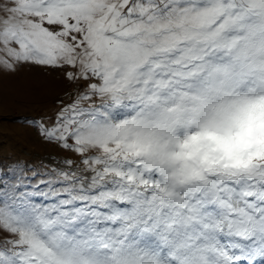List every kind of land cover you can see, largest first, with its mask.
I'll list each match as a JSON object with an SVG mask.
<instances>
[{
  "label": "snow or ice",
  "instance_id": "6c2138e0",
  "mask_svg": "<svg viewBox=\"0 0 264 264\" xmlns=\"http://www.w3.org/2000/svg\"><path fill=\"white\" fill-rule=\"evenodd\" d=\"M24 65L83 168L0 174V264H264V0H0Z\"/></svg>",
  "mask_w": 264,
  "mask_h": 264
},
{
  "label": "rangeland",
  "instance_id": "374dc122",
  "mask_svg": "<svg viewBox=\"0 0 264 264\" xmlns=\"http://www.w3.org/2000/svg\"><path fill=\"white\" fill-rule=\"evenodd\" d=\"M68 71L73 69L24 65L11 73L0 67V174L6 179L18 165L29 175L33 170L83 168L79 155L47 141L36 123L50 124L60 107L76 95V87L66 77ZM65 159L73 161L71 168Z\"/></svg>",
  "mask_w": 264,
  "mask_h": 264
}]
</instances>
